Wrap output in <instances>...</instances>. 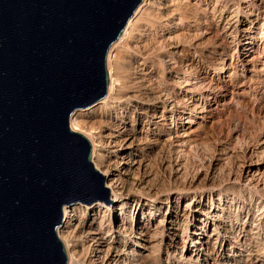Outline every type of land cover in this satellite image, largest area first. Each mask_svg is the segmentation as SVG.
I'll return each instance as SVG.
<instances>
[{"label":"bare ground","instance_id":"obj_1","mask_svg":"<svg viewBox=\"0 0 264 264\" xmlns=\"http://www.w3.org/2000/svg\"><path fill=\"white\" fill-rule=\"evenodd\" d=\"M106 68L69 127L111 202L62 205L65 264H264V0H142Z\"/></svg>","mask_w":264,"mask_h":264},{"label":"water","instance_id":"obj_2","mask_svg":"<svg viewBox=\"0 0 264 264\" xmlns=\"http://www.w3.org/2000/svg\"><path fill=\"white\" fill-rule=\"evenodd\" d=\"M142 0H0V264H65L62 205L108 189L69 116L107 91L106 55Z\"/></svg>","mask_w":264,"mask_h":264},{"label":"rangeland","instance_id":"obj_3","mask_svg":"<svg viewBox=\"0 0 264 264\" xmlns=\"http://www.w3.org/2000/svg\"><path fill=\"white\" fill-rule=\"evenodd\" d=\"M241 116H242L243 119L246 120V118H244V116H243L242 114H241ZM262 123H263V119H262V118H259V117L256 118V119L253 121V125H254L256 128H257V127H258V128L261 127V126L263 125ZM211 147L213 148L212 145H211ZM210 150H211V149H210ZM210 150L208 151V154L211 153L212 150H211V151H210Z\"/></svg>","mask_w":264,"mask_h":264}]
</instances>
